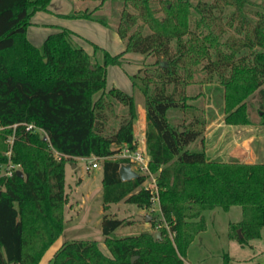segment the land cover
<instances>
[{"label": "trees", "instance_id": "16d2710c", "mask_svg": "<svg viewBox=\"0 0 264 264\" xmlns=\"http://www.w3.org/2000/svg\"><path fill=\"white\" fill-rule=\"evenodd\" d=\"M49 2L0 0V164H18L22 172L0 175V264H38L61 235L70 157L102 158L103 209L121 200L150 206V190L142 185L146 176L122 180L118 169L129 160L111 158L124 144L135 148L133 97L106 88L107 66L120 64L127 52L153 57L133 83L138 77L142 85L148 167L156 174L161 215L174 235L118 237L114 231L129 221L104 214L101 232L109 254L96 240L74 239L63 242L47 264H184L189 243L205 228L203 211L215 207L241 208V219L229 224L230 237L241 243L259 237L264 162L212 160L204 148L187 149L206 123L195 103L199 92L187 86L197 72L214 71L223 89V121L251 124L249 111L255 108L264 125V0H123L115 26L123 49L115 54L101 49L100 58L97 45L89 54L67 28L49 33L39 46L28 39L31 16L47 10ZM94 11L65 16L107 24ZM171 111L182 117L169 119ZM29 123L43 134L27 130ZM223 264H229L227 254Z\"/></svg>", "mask_w": 264, "mask_h": 264}, {"label": "rangeland", "instance_id": "374dc122", "mask_svg": "<svg viewBox=\"0 0 264 264\" xmlns=\"http://www.w3.org/2000/svg\"><path fill=\"white\" fill-rule=\"evenodd\" d=\"M122 1L123 0H53L48 10H41L43 18H47L48 20L41 18L43 20L36 21L38 24H31L28 36H32V31L35 29L34 27H42L44 31L42 33L45 35L61 28H67L73 32L72 38L75 43L91 54L93 53V44L97 45L99 49H97L95 53L96 57H101V49L108 51L110 54L118 53L123 49V45L116 37L115 26ZM192 1L195 2V0ZM64 2L70 8V12L83 10L85 8L89 10L95 9L93 15L95 17H103L107 24L93 19L68 17L65 16L67 13L56 11L65 9ZM60 5H62L61 8H59ZM154 6L159 8L158 14H162L157 2H154ZM227 10L228 8H225V11ZM52 16L55 17V19L51 18ZM250 16L255 18L252 14H250ZM68 19H82V21L76 22L79 24H73L74 27L72 25L68 26L63 22ZM229 32H233V30L229 29ZM228 35V33L225 34L224 39ZM32 40L35 42V38ZM241 53H246L248 55V51L243 50ZM134 58H136V53L128 52L126 58H122L120 64L108 66L106 88L115 86L131 94L134 106L138 109L144 106L145 100L140 80L138 77L135 78L134 84L133 75L139 68H144L147 63H151L153 57H144L142 55V58L137 61V65L139 66L138 69L135 61L132 60ZM202 77H204V79L198 82ZM187 90L192 94L199 92V97L195 103L203 108L204 119H206L202 135L195 141L189 143L187 149L199 150L200 148H204L205 150L208 146L207 152L209 154L220 149V156H218V158L230 161L234 159L237 160L241 157H243V160H247L249 157L242 156L243 154L240 151H244V149L248 148V151L252 150L256 161L264 162V125L260 124L258 111H256L255 108H251L249 111V116L253 121L251 124L225 123L223 121V89L214 71L208 74V76L205 72H197L195 82L187 86ZM121 109L122 106L118 104L116 106L117 113H119ZM136 109L134 119H138L139 117V111ZM168 116L169 119H173V116L176 119H180L182 113L180 111H171L168 113ZM110 119L114 118L110 117ZM212 122H219L224 125L221 126L222 128L220 130H216V128L215 131H217V133L210 139L205 136V132ZM214 125L215 124H213V126ZM35 131L43 134L40 130L35 129ZM139 137L141 140L142 135H139ZM255 138L259 140L255 141ZM140 140L135 139L134 142L136 147L141 143L142 140ZM7 143L11 145L12 137L7 139ZM111 147L115 148L116 146L113 144ZM121 148H123V145ZM121 148L120 151L112 155L111 158L120 157L119 155L122 152ZM8 153L9 152H7V154ZM88 161L100 165L102 158L92 156V159H75L73 157L67 159L64 174V189L67 200L63 208V230L57 240L54 241V244L47 249V252H45L46 254L44 253L38 264H47L49 259L52 258L54 251L63 242L74 239L96 240L101 251L105 254H109L103 242L104 237L101 232V220L104 214L129 221L128 224L114 231L113 235L118 237L138 234L140 232L154 233L155 231L159 232V236L162 231V233L167 234L169 238H172L174 235V232L169 230L159 210L158 189L156 191L158 203H153L148 207L140 208L133 203L121 200L116 203H110L106 209H103L101 198V174L99 169L92 167L88 164ZM71 163H73V167ZM135 168L137 167L135 166ZM13 169L20 170V166L11 163L0 164V175L8 174ZM136 170L137 173H140L138 169ZM148 170L150 173L147 171L144 173L146 176L143 182L144 185H152V177H156L155 172H152L149 167ZM203 214L205 228L196 233L193 240L189 243L185 255L183 256L184 264H223L224 254L228 255L229 264H264V226L260 231L259 237L250 238L244 243H241L237 238L230 237L229 235V224L239 221L242 217L241 208L239 206L233 205L228 210L215 207L203 211ZM145 217L148 219H145Z\"/></svg>", "mask_w": 264, "mask_h": 264}, {"label": "crops", "instance_id": "0c3cea01", "mask_svg": "<svg viewBox=\"0 0 264 264\" xmlns=\"http://www.w3.org/2000/svg\"><path fill=\"white\" fill-rule=\"evenodd\" d=\"M52 1L53 0H50V2H49V4H48V7H47V10L49 9V5L50 4H52ZM64 5H65V9H63V10H56V11H62V13H68V12H70V8L67 6V4L64 2ZM62 7V5H60L59 6V8H61ZM41 18H43V15H42V13H41V11H36L32 16H31V19H30V21H31V24H38L36 21L38 20H43V19H45V20H48L47 18H43V19H41ZM51 18H53V19H55V17H51ZM80 21H82V19H74V20H65V21H63V22H65V24H67L68 26H74L75 24H79V23H76V22H80ZM31 24L28 26V28H27V37H28V39L34 44V45H36V46H39V44H41L42 42H43V40L45 39V37L49 34V33H47L46 35L45 34H43L42 32H44L43 31V28L42 27H34L35 29L32 31V36H28V33H29V31H30V26H31ZM74 24V25H73ZM75 27V26H74ZM55 32V31H54ZM117 34V33H116ZM31 37H33V38H35V42H33V38H31ZM116 37L118 38V41H121L122 42V40L119 38V36H118V34L116 35ZM122 45H123V42H122ZM87 51V50H86ZM88 52V51H87ZM89 54H91L90 52H88ZM127 54H128V52L127 53H125L124 55H123V59L124 58H126V56H127ZM142 58V55L140 54L139 55V53H138V55H137V53H136V58H134V59H132V60H134L135 61V64L137 65V61L138 60H140ZM108 66H111V65H108ZM108 66H107V68H108ZM139 68V66L137 65V69ZM108 89V88H107ZM136 109V108H135ZM136 110H138L139 111V117H138V119H133V136H134V138L135 139H139L140 140V137H139V135H142V138H141V143L138 145V147H140V148H142V149H144L145 151H146V145H145V128H146V120H145V107L144 106H141V107H139L138 109H136ZM213 124H215L214 126H213ZM222 125H224L223 123H214V122H212L211 123V125H209V127H208V129L206 130V132H205V136H207V138L209 137L210 139H212L211 137L214 135V134H216L217 133V131H215V129L216 130H220L222 127ZM262 125V124H261ZM260 125V126H261ZM212 126V127H211ZM211 127V128H210ZM210 128V129H209ZM263 128V127H262ZM135 139H134V141H135ZM257 140H259L258 138H255V141H257ZM208 146L205 148V153H206V155H207V158L208 159H212V160H221L220 158H218V156H220V149H218V150H216V151H214V153H211V154H209L208 152ZM240 152H242V156H245V157H249L247 160H243V157H241V158H239V159H237V160H230V161H246V162H256V160H255V156H254V154L252 153V150L250 151H248V148H246V149H244V151H240ZM244 152V153H243ZM236 154H238V153H236ZM240 154V153H239ZM73 158H75V159H82V158H87V159H92V156H89V157H78V156H76V157H73ZM227 161V160H226ZM72 164V167H73V163H71ZM94 168H97V169H99V171H100V174H101V179H102V170H101V166L100 165H97V167H94ZM64 170H65V167H64ZM66 193V192H65ZM145 219H146V217H145ZM148 219V218H147ZM54 244V243H53ZM52 244V245H53ZM51 245V246H52ZM50 246V247H51ZM49 247V248H50ZM53 250V249H52ZM51 250V251H52ZM55 250V249H54ZM47 252V251H46ZM46 254V253H45Z\"/></svg>", "mask_w": 264, "mask_h": 264}, {"label": "built area", "instance_id": "2783aa9c", "mask_svg": "<svg viewBox=\"0 0 264 264\" xmlns=\"http://www.w3.org/2000/svg\"><path fill=\"white\" fill-rule=\"evenodd\" d=\"M26 129H31V130H40L39 128H37L35 125H33L32 123H29L26 125ZM121 153H120V157H127L128 160H129V164L131 166V168L133 170H136L138 169L140 173L144 174L146 171L148 173L149 170H148V154L147 152L140 148V147H136L135 145V148L134 149H131L129 148L126 144L123 145V148H121ZM54 155L56 158H60V154L57 152V151H54ZM82 159H85V158H82ZM88 164H90L92 167H97V163L95 162H90L88 161ZM135 166L137 168H135ZM137 172V170H136ZM152 181H153V184L152 185H144L142 184L145 188L149 189L150 190V193H151V198H150V201H151V204L153 203H158V196H157V186H156V180H155V177H152ZM155 191V192H154ZM150 204V205H151ZM159 210H160V207H159Z\"/></svg>", "mask_w": 264, "mask_h": 264}, {"label": "water", "instance_id": "95a60500", "mask_svg": "<svg viewBox=\"0 0 264 264\" xmlns=\"http://www.w3.org/2000/svg\"><path fill=\"white\" fill-rule=\"evenodd\" d=\"M180 130H181V128H180ZM17 173L19 175L22 174L21 170H17ZM118 173H119V176H120V178L122 180H129V179H132V178H136L138 176V173L131 168L129 163H125V164L120 165V167L118 169ZM146 219H147V217H146ZM238 235H239V237H241V234L239 233V230H238ZM157 237H159V232L155 231L153 233V238L155 239Z\"/></svg>", "mask_w": 264, "mask_h": 264}]
</instances>
